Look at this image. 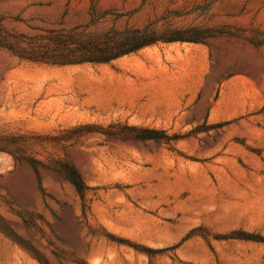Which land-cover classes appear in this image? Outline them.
Returning a JSON list of instances; mask_svg holds the SVG:
<instances>
[{
	"label": "rangeland",
	"instance_id": "1",
	"mask_svg": "<svg viewBox=\"0 0 264 264\" xmlns=\"http://www.w3.org/2000/svg\"><path fill=\"white\" fill-rule=\"evenodd\" d=\"M176 39L216 103L115 114L100 69ZM0 264H264V0H0Z\"/></svg>",
	"mask_w": 264,
	"mask_h": 264
},
{
	"label": "crops",
	"instance_id": "2",
	"mask_svg": "<svg viewBox=\"0 0 264 264\" xmlns=\"http://www.w3.org/2000/svg\"><path fill=\"white\" fill-rule=\"evenodd\" d=\"M100 72L99 87H105L117 115L170 121L190 108L212 107L211 95L218 88L209 80L208 49L194 42L145 45L108 60Z\"/></svg>",
	"mask_w": 264,
	"mask_h": 264
},
{
	"label": "trees",
	"instance_id": "3",
	"mask_svg": "<svg viewBox=\"0 0 264 264\" xmlns=\"http://www.w3.org/2000/svg\"><path fill=\"white\" fill-rule=\"evenodd\" d=\"M173 41H185V40L176 39V40H173ZM142 46H145V44L140 45V46H138V47H136V48H134L133 50H130V51H128V52L134 51V50H136V49H138V48H140V47H142ZM128 52H127V53H128ZM124 54H125V53H124Z\"/></svg>",
	"mask_w": 264,
	"mask_h": 264
}]
</instances>
